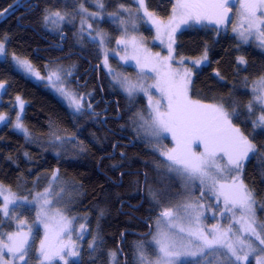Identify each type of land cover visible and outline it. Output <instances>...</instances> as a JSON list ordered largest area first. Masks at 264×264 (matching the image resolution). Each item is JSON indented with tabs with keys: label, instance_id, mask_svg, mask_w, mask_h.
Masks as SVG:
<instances>
[{
	"label": "trees",
	"instance_id": "16d2710c",
	"mask_svg": "<svg viewBox=\"0 0 264 264\" xmlns=\"http://www.w3.org/2000/svg\"><path fill=\"white\" fill-rule=\"evenodd\" d=\"M175 1L145 0V4L149 12L165 20L170 16ZM103 2L104 9L98 8L96 0H0V12L4 13L0 15V40L5 43L8 58L15 53L40 71L45 63L54 59L62 63L75 62L79 70L86 71L89 64L94 70L107 56L112 70L125 75L134 74L123 68L118 60L121 55L114 52L117 48L114 42L120 38V31L110 19V14L121 12L122 4L129 9L126 12L129 18V14L135 15V5L132 0ZM81 5L88 12L97 13L90 24L94 33L97 31L105 38L109 37L110 41L106 38L103 48L91 39V31L78 33ZM5 9L8 11L4 12ZM46 10L68 15L54 28L44 23ZM139 26L141 28L142 25ZM141 32L146 39L151 37L150 31L141 29ZM5 36L7 40H4ZM174 39L173 59L207 55V63L192 78L190 98L202 104L223 103L229 113L233 106L237 108L239 115L232 118L233 126L239 128L258 149L255 154H250V160L244 161L245 168L240 179L254 191L256 203L263 205L264 127L253 128V121L261 115L260 106L254 102L256 110L249 113L247 105L253 100L250 88L264 76V53L256 44H243L228 32H219L212 27L185 28L176 32ZM102 51L106 55H102ZM241 56L246 64H238L237 58ZM8 60H0L4 101L20 96L25 102L23 122L31 138L26 141L8 126L0 129V184L21 197L15 204H9V208L15 207L16 211L10 212L8 217L0 211V237L4 240L20 228L32 229V264H37L36 246L44 235V227L37 218V203L32 197L36 192H43L53 173H57L61 185L79 189L76 193L65 192L69 198L64 201L71 199V203L66 207L62 205L64 214L69 219L75 218L74 228H80L81 223L87 228L81 243L79 264H109V251L117 253L119 264H136V246L151 234L152 223L165 201L154 203L147 188L151 185L163 190V196H168L166 192L169 189L166 179L159 180L157 169L153 167L154 159L161 160L160 157L132 131L135 114L141 110L146 113L145 99L137 96L135 100H128L105 74L101 76L100 84L104 99L108 101L107 111L96 114L103 108L102 103L98 104L95 100L92 109H88L84 102L83 114L77 115L43 85L28 80L16 71ZM95 74L96 70L88 83L93 85L99 99V82L96 85ZM57 135L75 139L62 148L61 141L55 139ZM139 140L140 143L137 142ZM74 145L82 146L84 150L80 151ZM121 153L125 155L122 157ZM3 205L4 200L0 198V209ZM101 211L104 213L102 217ZM208 222L213 223V220H207L205 225L215 228ZM224 222L228 219L224 218ZM149 230L150 234L143 236ZM97 232L103 244L93 261L88 255V245ZM143 251L147 257H155L152 246L143 244ZM74 262L70 261V264Z\"/></svg>",
	"mask_w": 264,
	"mask_h": 264
},
{
	"label": "snow or ice",
	"instance_id": "6c2138e0",
	"mask_svg": "<svg viewBox=\"0 0 264 264\" xmlns=\"http://www.w3.org/2000/svg\"><path fill=\"white\" fill-rule=\"evenodd\" d=\"M139 4L137 11H143L144 15L157 25V38H161L167 35L169 40V56L166 60L172 59V44L175 43L174 33L177 27H174L170 22L168 25H163L156 20L154 13L147 10L145 0H134ZM97 6L100 9L105 8L103 0H96ZM12 7V6H10ZM234 8V0H177V3L172 8V21L179 19V21L185 25H189V21L198 25H203L204 21L208 23H215L219 26L221 23L229 21L230 17L228 13ZM120 9L124 12H129L128 8L124 5H120ZM241 9V27L243 23L247 21V29L240 31L239 35L247 42L248 37L245 36V31L251 35L253 30L256 31L260 45L264 46V0H242L240 3ZM5 9L4 12H7ZM80 12L86 13L88 16L96 17V12H88L87 9L81 5ZM258 13H260L258 15ZM0 12V15H3ZM68 14H62L60 11L47 12L43 17L44 23L51 22L53 25L58 24L59 21H64ZM75 16V13L72 14ZM110 15L119 16V12H113ZM54 17V18H53ZM82 24L86 23L84 17ZM129 21L132 23V27L135 28V22L141 19L138 15L130 14ZM121 25L125 24V20L121 19ZM190 26V25H189ZM92 27L91 24L88 25ZM83 27L80 32L83 33ZM236 31V29H234ZM127 35V30H125ZM97 38L100 40V46L103 48L105 43V37L103 34L93 36L92 40ZM8 37L5 36L4 40ZM163 43V40L161 39ZM117 44H124L126 55L122 57L125 61L129 58L127 55V46L130 44L133 48V55L131 58L136 59L137 66L140 71L143 72L144 68L151 62V54H147L145 62L141 63L138 55L139 48L136 44V38L132 37L131 40L120 39L116 41ZM159 56V54H157ZM8 52L3 40H0V58L4 61L7 60ZM204 60H207L205 54ZM12 60L18 69H23L25 72L36 76L37 79H42L40 73L37 72L33 65L25 58L12 54ZM238 64H246L245 59L241 56L237 58ZM181 64L183 61L180 62ZM197 65H200V61H196ZM105 67L108 68L109 73L113 70L108 67L107 56L104 60ZM161 67L169 68L168 71H161ZM161 67L154 66L152 71L156 72V82L151 85H145L143 81L146 77L141 76L137 81H132L126 76H120L117 74L114 76V81L120 84L121 88L127 93L130 99H134V95L137 92H143L148 97L149 108L151 112L147 115L141 110L135 114V119H132L134 125L133 131L137 133L138 139H144V142L151 146L154 152L158 151L160 156L164 157L163 160L154 159L153 163L157 169V178L159 180L171 179V175H174L182 183L185 189H194L195 181L199 180L200 185H206L208 180H213V188L215 191V180L210 172V169L215 167L218 171L223 172L225 168L230 171L235 170L236 175L233 180L234 183L230 186L229 191H224L225 185H220V190L216 193L217 198L223 196L225 211L231 212L233 216H236V209L239 210L240 218L236 220V223L241 224L240 231L247 234V238H242L233 231L231 225L226 230H221L219 226L215 227L210 232H205L198 226L193 227L190 222L188 227L185 228L183 223L177 225L174 220V210L171 208L165 209L161 215L168 219V228L176 227L181 233H186L189 237L187 242L183 240V237L179 239L174 233L167 231H161L158 233V238L155 240L159 246V252L161 256L158 257L157 264H244L245 261H249V258L253 254L256 255V264H264V224H257L256 210L254 205L256 200L254 198V191L251 190L241 179L240 174L245 168L244 161L250 160L251 155L255 154L258 149L257 146L245 136L241 130L233 126L232 118L239 115L238 110L233 106L232 112L229 113L225 110L224 104H202L200 101H193L188 96V85L191 83V71L186 70L181 76L179 73H175L170 70V66L167 64ZM63 69L57 67L50 70L48 80L50 84L57 86L59 91L66 99L70 101V106H74L77 113L83 114L82 105L80 100L76 98V95L63 86V80L61 73ZM71 75V72H68ZM217 76L220 74L217 72ZM149 88H155L160 94L161 98L166 101V107L161 103V100L153 102V96L148 91ZM4 89V83L0 82V90ZM253 92L256 93L253 96V100L247 105V111L254 113V102L260 105H264V76H261L257 82L256 87L253 88ZM20 104L21 112L23 111L24 104L20 97H16ZM91 104L88 108H91ZM259 111L261 115L258 120L253 121V128L264 127V106L260 107ZM6 117L0 115V123H4ZM16 130L23 133L27 139L31 138V133L27 127H25L21 115L16 116V122L14 124ZM167 133L171 135V138L175 144V147L168 150L163 149V135ZM55 139L61 141V147L64 144L71 142L75 137H69L64 139L60 136H55ZM200 143L203 145L204 151L197 153L192 148L193 143ZM77 146V145H74ZM79 147L80 151H83L82 146ZM59 154V153H57ZM27 156V153H25ZM125 154L121 153L123 157ZM226 158L227 164L222 165L221 159ZM167 161V163H165ZM116 167V165H113ZM163 170V171H161ZM171 174V175H169ZM147 181V174H145ZM5 191L9 195L4 196V205L0 211H3L5 217L10 215V212H15L16 208H9V204H15V195L11 193L10 189L0 184V195ZM79 189L75 186H69L64 184L60 185V177L57 173H53L48 186L43 192L36 194V203L39 206L37 212V218L40 222L45 223L46 236L48 239L47 230L49 228V220L56 221L58 231L56 232V244H49L45 247V242H41L39 257L35 259L38 264H52L53 260H59L62 264H70L69 257L80 258L82 256V250L77 247L76 243L72 240L74 234V228L72 227L74 217L69 219L62 210H58L55 215H50L51 205L53 199L57 204L63 203L65 207L71 203L63 200V194L65 192L76 193ZM148 194L154 203H160L161 197L164 195L163 190L153 188L151 185L147 188ZM193 193L190 191L189 195ZM201 195H204V191H201ZM27 200V198H25ZM31 203V201H28ZM202 207V205H200ZM183 207L187 209H193L197 205L193 203L184 204ZM104 215L103 211L100 212V216ZM188 216H192V213H188ZM181 222L184 217H177ZM196 224H199L200 213H196L193 217ZM23 223V221H21ZM80 235L77 236V240L84 239V233L87 231L84 223L80 224ZM62 236H66L68 243L63 242ZM22 237V238H19ZM254 238V240L252 239ZM29 237L27 234L20 232L11 233L7 237V242H4L0 237V264H32L33 257L31 256V248L28 243ZM255 241H259V245L255 244ZM102 238L97 232L92 239V242L88 245V255L93 259H96L95 254L102 250ZM5 250L8 253V258L5 257ZM138 259L136 264H150L147 261L145 253L143 251V245L136 246V253ZM110 261L109 264H119L117 260V253L115 251H109ZM74 264H79L77 259Z\"/></svg>",
	"mask_w": 264,
	"mask_h": 264
},
{
	"label": "rangeland",
	"instance_id": "374dc122",
	"mask_svg": "<svg viewBox=\"0 0 264 264\" xmlns=\"http://www.w3.org/2000/svg\"><path fill=\"white\" fill-rule=\"evenodd\" d=\"M132 2L135 5V15H138L141 18V19L137 20L138 23H135V28H133L132 23H130V21H128L127 13L124 11L119 12L120 13L119 16H111L110 19L112 20L113 24L116 25V27L120 31V38H118L117 40H120V39L131 40L132 37H135L136 38V44L139 48L138 55L140 57L141 63L145 62V57L149 53L151 54V62H149L148 66H146L144 68L143 72H141L140 68L137 66L136 59L131 58L133 55V48L129 44L127 46V55L129 58L126 61L123 59V62L125 63V66L123 68H128L130 70V72L134 71L135 73L132 75H125V74L120 73V76H126L132 81H137L141 76H143V77H146V79L143 81V83L146 86L151 85V84L155 83L156 79H157L156 72L151 70L152 67L154 66V64L157 67H161L162 65L167 64L168 66H170L171 71H173L175 73H179L181 76L185 73L186 70H190L192 73L190 80L192 81L194 73L196 71H198L202 66H204L207 63V60L203 59L204 56L199 57V58H189V59L188 58H182V59H173L172 58L171 60H166L165 58L169 56V40H168L167 35H164L158 39L157 38V25L153 22V20H151L147 16H145L143 11H137L139 9L138 3H135L134 0H132ZM241 2H242V0H234V8H233V10H231L228 13L230 20L221 23L219 26H217L215 23L210 24L207 21H204L203 25L195 24L192 21H189L190 26L185 25V24L181 23L179 21V19L172 21L171 20L172 15H173L172 12H171L170 16L165 20H160L155 15L154 16H155L156 20H158L163 25H168L170 22L173 24L174 27H176L178 25L175 33L178 31H181L185 28H189V27L190 28L212 27V28H215L216 30H218L219 32H228L229 34L234 36L237 39V41H239L243 44L254 43V44H256V47L264 53V46L260 45V39H259L255 30H253L251 35H249L245 31V36L248 37L247 42H245V40L243 38H241L239 35L240 31H244L248 27L247 21H245L243 23V26L241 27V9H240V3ZM176 3H177V0L175 1L174 5ZM259 14L260 13H258V15ZM82 17H84L87 22L82 24V19H80L78 21L79 22L78 29H77L78 33H81L80 29L83 27L84 31L82 34H85V32L90 33V31H91L93 34L92 37L97 36L99 32L96 31V33H94V30L92 28L90 29L88 27V25L90 24V21H93L95 18H93L92 16H88L86 13H83V12H82ZM121 19L125 20L124 25H121V23H120ZM60 23H61V21H59L58 24L53 25L51 22H49L48 25L55 28V27L59 26ZM139 24L142 25L141 28H140ZM141 29L146 30V31H150L151 37L149 39H146V37L143 36ZM234 29H236V31H234ZM125 30H127V35H125ZM82 34L80 36H82ZM99 34H102V33H99ZM92 37H91V39H92ZM106 38L108 41H110L108 36ZM161 39L163 40V43L161 42ZM95 42L100 46L99 38H97L95 40ZM114 44L117 45V48L115 49L114 52H117V55L125 56L126 55V52H125L126 46L124 44H117L116 42H114ZM157 54H159V56H157ZM102 55H106V54H104V52L102 51ZM117 55H116V57H117ZM105 57H104V60H105ZM120 59H121V56H118V60H120ZM0 60L4 61L3 58H0ZM7 60L11 63V65L14 67V69L16 71H18L20 74H22L28 80H30L36 84H45L47 86L48 90L52 93V95H54V97H56L62 104H64L65 107L70 112L77 114V115L80 114V113L76 112L74 106H70V101L68 99H66L59 91H57V88H56L57 86H54L53 84L47 83V82H49V80L46 79L43 74H41L39 72L40 76L43 78L37 79L36 76L25 72L23 69H18V67L15 65L14 61L12 60V57H9V58L7 57ZM104 60L102 62L103 71L107 74L109 79L122 91V93L125 95V97L128 100H135V98L137 96L143 97L145 99L146 107H147L145 115L150 113L151 109L149 108L148 97L145 96L143 92H137L134 95V99H130L129 96L127 95V93L121 88L120 84H118L114 81L115 74L113 72L109 73L108 68L105 67ZM181 61H183L182 64L180 63ZM196 61L201 62L199 66L197 65ZM55 68H57V67H53L52 69H55ZM168 70H169V68L161 67V71H168ZM257 82H255L253 84V86L250 88V90H251L250 92L252 94V99H253V96L256 94L253 92V88L256 87ZM190 84L188 85V96L189 97H190ZM69 91L74 93L73 90H69ZM148 91L153 96V102H155L156 100H161V103L166 107V103H164L166 101L163 102V99L161 98V94L155 88H149ZM76 98L79 99V97L77 95H76ZM9 101L10 100L5 101L6 107L4 109H2V111H0V115H4L6 117L5 122L0 123V127L3 125H5V126L8 125V122H10L12 120L10 113L7 111V110H9L10 107H13V109L15 110V114L13 115L14 116V122L16 121L17 115L23 114V111L25 108V102L23 100H21L24 104V108H23L22 112H21L20 104L16 98L10 103V105H9ZM80 103L82 104V100H80ZM258 105L260 107L264 106V105H260V104H258ZM82 111H83V109H82ZM131 125H133V124H131ZM133 127H134V125H133ZM136 137H137V133H136ZM162 138L164 141L163 149L165 151L168 150L169 148L175 147V144H174L170 134L165 133ZM141 140L144 141V139H141ZM192 148L195 151H197V153L204 151L203 145H201L198 142L193 143ZM156 153L155 154L157 156H159L161 160L164 159V157L160 156L158 151H156ZM220 162L222 165L227 164L226 158H222ZM165 163H167V161H165ZM161 171H163V170H161ZM210 172L212 173L214 180H215V191L212 190L213 180H211V179L208 180L206 182V185H204V186H201L199 180H197V181H195L194 189H185L182 186V183L179 179H177L174 175L169 174V175H171V179H166V181L168 182V186H169L168 187L169 189L166 192V195H168V196L161 197V200L165 199V201L163 203L164 205L162 206L158 217L152 223L151 234L149 235L148 238H146L145 241L141 242V245H143V244L150 245L155 250V257L149 258L145 254L147 261H149L150 264H157L158 257L161 256V253L159 252V246L155 242L156 239L162 238V237L158 236V233H160L161 231H167L169 233H174L178 239L180 237H183V240L185 242H187V240L189 239V237L186 235V233L179 232L178 228H176V227L168 228V222H169L168 219L161 215V213L165 209H168V208H171L174 210V217L172 219L174 220V222L177 225H180L181 223H183V226L185 228H187L189 223L191 222L193 227L198 226L199 228H201L203 231H205L207 233V232L212 231L214 228H212L210 226H206L205 224L207 223V220L208 221L213 220V223L208 222L209 224H212L213 227L219 226V228L221 230H226L229 227V225H231L233 228V231L235 233H237L238 236H240L242 238H247V234L240 231L241 224L235 222L236 220H238L240 218L239 210L238 209L235 210L236 211L235 217L233 216V214L231 212L225 211L223 196H220L218 199L217 194H216L220 190V185H225L224 191L230 190V186L234 183L233 178L236 175V171L234 169L230 171L228 168H225V170L223 172H221V171H218L217 168L213 167L210 169ZM61 186H63V185H61ZM5 189H9V188L5 187ZM202 190L204 191L203 196L201 195ZM10 191L12 194L15 195V201H18L21 198L17 193L13 192L11 189H10ZM190 191L193 193L192 195H189ZM39 192H41V191H39ZM37 193L38 192H36V194ZM36 194L34 193V195L32 197V199L34 198L33 199L34 203H36ZM5 195H9V193L7 191H5L2 195H0V198L4 200ZM66 198H69V197L66 195V193H64L63 194V200H65ZM166 200H168V201H166ZM187 203H193V204L197 205V207L195 208V210H193V209H187L186 210L183 207V205L187 204ZM62 205H63V203L57 204L55 199H53V204L50 206L51 207L50 215H55V213L58 210L63 211ZM200 205H202V207ZM35 207H36V210L38 212L39 211L38 204H35ZM254 208L256 210L257 224L258 225L264 224V204L259 205L256 203L254 205ZM188 213H192V216H188ZM196 213H200V221H199L198 225L193 220V217L195 216ZM177 217H184V220L181 222L179 219H177ZM224 218L228 219V222L225 223ZM58 220H59V217H56V220L47 221V223H49V227L51 226L50 231L47 230V236H48L47 240H45V236H46L45 223L40 222V224H43V227H44L43 228L44 235L36 246L35 254L37 257H39V254H40V248H41V242L42 241L45 242V247H48L49 244H55L57 247H59V244H56V232L58 231L56 221H58ZM74 230L75 231H74L72 240L76 243L77 247L81 249V243L83 240L82 239L77 240V236L80 235L81 230H80V228H74ZM15 232L27 234L29 237L28 243L30 246V243L32 240V229L20 228ZM7 237L3 240L4 242H7ZM19 238H22V237H19ZM61 238L63 239V242L65 244L68 243V239L66 236H62ZM252 239L254 240V238H252ZM255 244L260 246L259 241H255ZM260 247H264V246H260ZM4 255L6 258H8V253L6 250L4 252ZM256 255L257 254H253L249 258V261H245L244 264H256ZM77 259H79V258L69 257V261H76ZM137 259H138V254L136 257V262H137ZM17 264H21V262H17ZM37 264H38V262H37ZM45 264H48V262H45ZM52 264H62V262L59 260H53Z\"/></svg>",
	"mask_w": 264,
	"mask_h": 264
},
{
	"label": "flooded vegetation",
	"instance_id": "af4514ba",
	"mask_svg": "<svg viewBox=\"0 0 264 264\" xmlns=\"http://www.w3.org/2000/svg\"><path fill=\"white\" fill-rule=\"evenodd\" d=\"M45 30L47 31V29H45ZM122 57H124V56L121 55L120 63L122 62L121 64H123V66H125V63L122 61ZM49 62L50 63H45L43 65L41 71L40 70H37L35 67H34V69H36L38 72H40L41 74H43L46 79H48L47 77H48V75L50 73V70L53 67H60V68H62L63 71L61 73V78L63 77L62 78V80H63V86L67 90H73L74 91V94H76L79 98L80 97H83L82 104H81L82 105V109H83V103L84 102L86 103V106L87 107H88L89 104H91V106H92L91 109H92L93 106H94L93 104H94V102L96 100L98 104L99 103H102V108L103 109H102V111L100 110L99 112H95V113L96 114H100L101 112L107 111L108 101H105V99H104V94H103L104 91H103V88L101 87V84H100L101 76L103 75V77H104V75L106 73L103 71V67H102L103 65L101 63H99L98 64V67H95V69H94V70H96V74H95L96 75L95 76L96 77V85H98L97 83L99 82L98 87H99L100 94H99V99H98L97 98L98 96H96V93H95V91L93 89V85L88 83V81L92 78V75H93V71H94L93 68H92L93 66H91L89 64V66L86 69V71H83L82 69L79 70V68H78V66H77V64L75 62L62 63V62L58 61L57 59L51 60ZM68 65H71V66H68ZM94 66H95V64H94ZM69 71L71 72V75H68V72ZM113 73L115 74V76L117 74L120 75V71H118V70L117 71L113 70ZM133 73H135V72L133 71ZM47 83H49V82H47ZM41 85H43L46 89H48L45 84H41ZM84 91H86L87 93H85ZM16 97L17 96H13L12 99H10L9 105H10V103ZM0 99L2 101V106L0 108V111H2V109H4L6 107L5 106L4 97H3V90H0ZM20 99H21V97H20ZM115 104L117 105V103H115ZM25 106H26V104H25ZM88 109H90V108H88ZM24 110H25V108H24ZM9 113H10V115L12 117V120L10 122H8V125H6V126H8L16 135H18L19 137H21V138H23V139L26 140V138L24 137L23 133H21L20 131L16 130L15 127H14V124H15L16 121L14 122V116L13 115L15 114V110L13 109V107H10L9 108ZM23 114H24V111H23ZM23 114L21 115L22 121H23ZM2 127H5V125L1 126L0 128H2ZM26 141L29 142L30 139H27ZM137 142L140 143L141 141L139 140ZM153 167H155V165Z\"/></svg>",
	"mask_w": 264,
	"mask_h": 264
},
{
	"label": "water",
	"instance_id": "95a60500",
	"mask_svg": "<svg viewBox=\"0 0 264 264\" xmlns=\"http://www.w3.org/2000/svg\"><path fill=\"white\" fill-rule=\"evenodd\" d=\"M1 106H2V101H1V99H0V108H1ZM102 122H103V120H102ZM150 234V230L148 231V233L147 234H145V235H143V236H146V235H149ZM120 253V252H119ZM121 254V253H120Z\"/></svg>",
	"mask_w": 264,
	"mask_h": 264
}]
</instances>
